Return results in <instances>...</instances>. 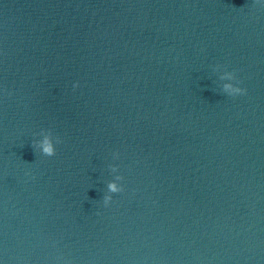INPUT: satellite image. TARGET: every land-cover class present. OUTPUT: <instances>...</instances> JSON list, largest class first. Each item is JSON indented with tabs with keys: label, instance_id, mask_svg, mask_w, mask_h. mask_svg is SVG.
<instances>
[{
	"label": "water",
	"instance_id": "water-1",
	"mask_svg": "<svg viewBox=\"0 0 264 264\" xmlns=\"http://www.w3.org/2000/svg\"><path fill=\"white\" fill-rule=\"evenodd\" d=\"M0 264H264V6L0 0Z\"/></svg>",
	"mask_w": 264,
	"mask_h": 264
},
{
	"label": "clouds",
	"instance_id": "clouds-1",
	"mask_svg": "<svg viewBox=\"0 0 264 264\" xmlns=\"http://www.w3.org/2000/svg\"><path fill=\"white\" fill-rule=\"evenodd\" d=\"M254 3L259 4L261 6H264V0H254ZM74 87H75V85H74ZM225 87H230V86L225 85ZM232 91L236 95H243L246 92L245 89H242L240 87H236V88L232 89ZM42 151L44 154H46L50 157L55 155V149H54L53 145L51 144V142L47 138H45V140L42 144ZM107 187H108V190L112 193H116V192L120 191V189L117 188L116 184L112 183V182H110ZM110 199H111V197H105V206H107V202Z\"/></svg>",
	"mask_w": 264,
	"mask_h": 264
}]
</instances>
